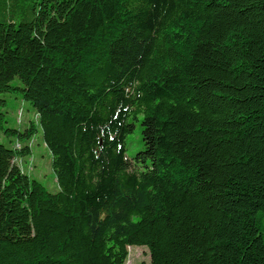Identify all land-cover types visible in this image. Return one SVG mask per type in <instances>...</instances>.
<instances>
[{"label": "trees", "instance_id": "1", "mask_svg": "<svg viewBox=\"0 0 264 264\" xmlns=\"http://www.w3.org/2000/svg\"><path fill=\"white\" fill-rule=\"evenodd\" d=\"M3 135L0 264H264V0H0Z\"/></svg>", "mask_w": 264, "mask_h": 264}, {"label": "rangeland", "instance_id": "2", "mask_svg": "<svg viewBox=\"0 0 264 264\" xmlns=\"http://www.w3.org/2000/svg\"><path fill=\"white\" fill-rule=\"evenodd\" d=\"M13 84L19 86L20 82L15 80ZM4 97L7 103L2 110L6 114V126L8 128L23 130L28 127L31 122L37 125L36 112L29 102L22 99L20 91L5 94ZM140 137L139 126H137L135 132L131 134L127 140V158L131 159L133 155L141 149L142 143L140 142ZM34 139V160L30 161V164L27 166L28 168L26 167L25 169L33 178L38 179L46 186L50 192L56 193L59 191V185L52 167V155L44 143L41 131L37 133ZM0 140L12 148L18 143L16 138H12V143H9L4 135ZM22 170L24 169L22 168ZM128 251L129 257L126 264H150L151 259L147 248L133 246L129 247Z\"/></svg>", "mask_w": 264, "mask_h": 264}, {"label": "built area", "instance_id": "3", "mask_svg": "<svg viewBox=\"0 0 264 264\" xmlns=\"http://www.w3.org/2000/svg\"><path fill=\"white\" fill-rule=\"evenodd\" d=\"M18 164L21 166V159L20 160H17Z\"/></svg>", "mask_w": 264, "mask_h": 264}]
</instances>
